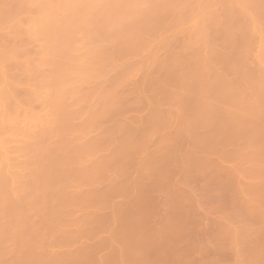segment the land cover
<instances>
[{"label":"bare ground","instance_id":"6f19581e","mask_svg":"<svg viewBox=\"0 0 264 264\" xmlns=\"http://www.w3.org/2000/svg\"><path fill=\"white\" fill-rule=\"evenodd\" d=\"M182 52L188 66L174 78ZM230 52L234 60L224 63ZM133 55L139 63L129 66ZM150 71L157 73L148 78ZM138 74L137 89L128 94ZM159 99L171 104L163 108ZM142 100L146 114L116 116ZM171 105L178 128L164 137L162 128L146 123ZM204 123L210 131L226 126L250 138L227 164L231 180L245 182L233 184L240 203L221 214L222 233L235 264H246L249 255L239 245L258 234L250 264H263L264 221L244 224L239 211L264 216V0H0V264L25 258L28 264H64L61 255L86 241L80 235L105 207L94 189L108 169L121 170L118 160L133 151L130 159L145 172L177 132L202 130ZM201 138L195 142L202 144ZM184 148L178 153L184 176L209 169L206 143L200 160ZM109 151L117 156L109 158Z\"/></svg>","mask_w":264,"mask_h":264},{"label":"rangeland","instance_id":"374dc122","mask_svg":"<svg viewBox=\"0 0 264 264\" xmlns=\"http://www.w3.org/2000/svg\"><path fill=\"white\" fill-rule=\"evenodd\" d=\"M168 20V16H166L161 19V23L165 24ZM214 38L216 41L217 39L219 40V35L216 34ZM218 44L229 50L227 45ZM173 46V44H169L168 48L173 50V48H175V46ZM26 48L25 50L27 51H30V48L32 49L30 44H28ZM186 53L182 52V54L180 53L181 55L178 54L179 56L176 57L179 59L178 61L182 59L184 64L182 62H178V64L175 63V65L179 67L177 66V68L174 69V78H176L175 74L177 71L179 72L180 70L182 72L183 69L188 66V63L185 64V60H187ZM173 56L174 55H172L171 58L169 56L166 63H171L170 60L172 61ZM234 56L235 55L230 52L226 56L224 63H231L234 60ZM128 57L130 62L127 60ZM128 57L125 59L126 63L129 62V66L139 63V61L137 62V59H139L137 56L133 55V57ZM187 57H189V53ZM183 58H185V60ZM172 64H174V62H172ZM249 66L252 67V63L249 64ZM152 72L147 74L148 78L152 74L155 75L157 73L156 71H154L155 73ZM172 72L173 71H171V73ZM142 74L143 72L141 75ZM139 75L140 74L135 76V78ZM168 76L170 77L171 75ZM137 79L138 78H133L134 81ZM165 79L169 80L167 77ZM171 80L168 81V83L171 82L172 85L176 84ZM134 81H132L133 87H130L131 91L128 90V94H131L132 89L133 93L137 89L135 83L138 82V80ZM166 82L167 81L164 82L165 85ZM168 83L167 85L169 86L170 84ZM172 85L170 86H175ZM125 99L128 100L129 97L127 96ZM161 100L163 101V99H159L160 102H158L161 103ZM140 101H138L139 103L136 102L135 105L127 104V107L124 106L123 110L121 109V115L117 114L116 116H119V119H121L120 117H122V115L124 117H129L130 115L132 118L133 116L137 117L144 115V113L146 114L148 106L145 101V104L143 100L142 102ZM165 101H163L165 103L163 106L160 104L163 108L164 105L167 106L166 104L168 103ZM169 104L171 103H168V105ZM172 106L173 105H171V108L168 106L171 111H169L168 107H165L168 111L163 109L164 113H161L160 110L159 113L161 114L158 113L159 115H157L159 117L155 116V120L148 122V124L146 123V125H149L151 128H162V132L165 135L164 137L173 132L172 130L174 128H178L176 127V124L178 125L176 122L177 119H175L178 117V111ZM212 111L214 113L218 112L216 107H212ZM119 112L120 110L117 113ZM132 114L134 115L132 116ZM185 114L184 112L182 113L184 116ZM217 118L218 121H220L222 117L217 115ZM157 120L159 121L157 122ZM249 125L252 126L250 130H257V127L251 122H248V126ZM149 127H147V129ZM202 128V130L206 132L204 138L202 137L204 136L202 135V130L199 127L197 128V126L193 128V130H195L192 133L186 131L177 132V135L175 134L174 137L170 139L172 140V143L170 142L171 145L168 143L169 146L167 145V148L165 147L166 149L164 148L162 151L153 155L150 160V166L145 172L138 171L135 167L136 164L133 163L135 159L134 161L133 158L130 159L131 153L133 157V151L127 154L130 157L124 156L121 158L122 160H118V162L120 161L121 163L120 165L124 163L121 170H118V172H111L114 167H110L111 170L108 169V175L104 176L101 184L94 189V195H97L95 196L96 200L100 202L101 205H105V207L103 206V209L93 216L88 231L80 235V238L86 239V241L83 242V244L77 245L76 248L72 247L71 251H68V253L61 255V257H64V264H235V256L234 253H232L233 251L229 248L227 236L222 233L223 225L221 214H223V212L226 213L225 211L232 207L234 208V205H236L235 207L239 206L237 203H240V196L237 194L239 192L235 187L240 185L242 181H238L236 184H240L236 185L234 183L235 180H231L233 179L231 175L233 174L232 170H230V172L226 168L228 162L235 160L239 156L242 147L250 143V138L244 130L235 131L234 134H232L229 130L230 128L226 126H220L217 131H210L204 123V126L202 124ZM191 134L194 136L190 137ZM200 134L202 136H198ZM199 137L203 138H201L202 141H204L202 144H199L201 141L198 139ZM191 138L194 139V141L190 140ZM197 139L199 142H195ZM152 141L153 143L155 142L154 137H152L151 142L148 141L149 146ZM153 143L151 147H153ZM204 143L209 146V151L206 159H203V161L205 160V163H203L205 165L208 163L207 167L209 165V169H204L203 171L199 170V172L195 169L196 171L192 170V173H187L188 176L187 174L184 176L180 172V168H178L180 162L178 153L185 147V153L189 154V158L200 160L202 158V145ZM115 150L114 154H117L118 150ZM109 152V158L117 156L110 155L113 151ZM181 153L182 152H180V154ZM125 158L128 159L123 162ZM110 163L111 162L106 163L107 165L109 164L108 167L112 165ZM138 177L140 178L139 183L128 186V184L132 183L134 179ZM224 182L227 184L225 185ZM204 183L209 186L211 184V188L205 186ZM212 184L214 186H212ZM218 185L224 186V190L220 187L223 191L219 192ZM216 186L218 188H216ZM213 190L219 191L215 193ZM212 194L216 195L217 200ZM103 200H105L106 203H102ZM85 206L86 205H84V207ZM243 211L245 210L239 211V216L244 224L256 227L263 224L264 216H262L263 219L260 220L261 218L259 216L254 218L250 216L248 211ZM56 241L59 243L58 245L68 244L60 243L66 242L63 239H57ZM259 241L258 234L253 233L239 245V251L249 255V257L247 255L248 260L246 264L251 263V250ZM261 242L264 244V240ZM263 244L261 246L260 255L264 257ZM71 253L77 254L78 258L75 260L67 258ZM262 263L264 264V260H262ZM19 264H28V262L25 258Z\"/></svg>","mask_w":264,"mask_h":264}]
</instances>
